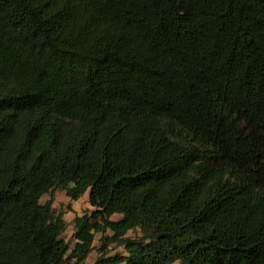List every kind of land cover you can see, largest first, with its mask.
Here are the masks:
<instances>
[{
    "label": "trees",
    "instance_id": "obj_1",
    "mask_svg": "<svg viewBox=\"0 0 264 264\" xmlns=\"http://www.w3.org/2000/svg\"><path fill=\"white\" fill-rule=\"evenodd\" d=\"M93 250L264 264V0H0V264Z\"/></svg>",
    "mask_w": 264,
    "mask_h": 264
},
{
    "label": "rangeland",
    "instance_id": "obj_2",
    "mask_svg": "<svg viewBox=\"0 0 264 264\" xmlns=\"http://www.w3.org/2000/svg\"><path fill=\"white\" fill-rule=\"evenodd\" d=\"M89 193L90 191L88 190L83 196L82 198L75 203V207H73V210H68V204L71 203L72 201L70 200V198L67 196L66 191L63 189H59L56 192V200L54 202V207L56 208L57 213L64 211L65 212V218L68 222L67 225V229L64 232V237L70 242L71 246L73 247L75 244V239H74V217L76 215V213H83L86 212L90 209H93V207L91 206V204L89 203V200H87L85 197H89ZM50 198V194H46L43 196V198L41 199V201L43 203H45L48 199ZM116 218H118V216H116ZM129 236L135 237L137 235H142V231L140 229L136 230V231H130ZM101 234L97 235L96 238V245L99 246L100 245V239ZM116 252H120V253H125V248L124 247H119L117 248L113 254H115ZM92 255V256H91ZM91 260L88 261V259H90V257H88L86 264H90L92 262V259L98 255L97 250H95L93 252V254H91ZM172 264H182L180 261H176Z\"/></svg>",
    "mask_w": 264,
    "mask_h": 264
},
{
    "label": "crops",
    "instance_id": "obj_3",
    "mask_svg": "<svg viewBox=\"0 0 264 264\" xmlns=\"http://www.w3.org/2000/svg\"><path fill=\"white\" fill-rule=\"evenodd\" d=\"M89 197H90V193H89ZM89 197H85L87 200H89ZM70 198V197H69ZM82 198V197H81ZM80 198V199H81ZM80 199H78V200H72L71 198H70V200L72 201V206L73 207H75V203H77ZM90 203V202H89ZM92 206V205H91ZM84 213V212H83ZM76 214H82V212L81 213H76ZM76 216V215H75ZM116 216H118V218H116ZM122 217V215L121 214H115L114 216H113V218L114 219H120ZM75 218V217H74ZM95 250H93L92 251V253L91 254H93V252H94ZM90 254V255H91ZM92 256V255H91ZM91 256H89L90 257V259H88V261L89 260H91ZM96 258H97V256H95L93 259H92V262L90 263V264H93L94 262H95V260H96Z\"/></svg>",
    "mask_w": 264,
    "mask_h": 264
}]
</instances>
